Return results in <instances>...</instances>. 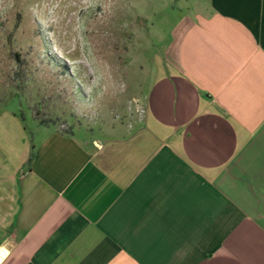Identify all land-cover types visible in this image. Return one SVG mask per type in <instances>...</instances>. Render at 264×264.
Instances as JSON below:
<instances>
[{
	"label": "crops",
	"instance_id": "1",
	"mask_svg": "<svg viewBox=\"0 0 264 264\" xmlns=\"http://www.w3.org/2000/svg\"><path fill=\"white\" fill-rule=\"evenodd\" d=\"M192 17L123 132L0 113V264H264V0Z\"/></svg>",
	"mask_w": 264,
	"mask_h": 264
},
{
	"label": "rangeland",
	"instance_id": "2",
	"mask_svg": "<svg viewBox=\"0 0 264 264\" xmlns=\"http://www.w3.org/2000/svg\"><path fill=\"white\" fill-rule=\"evenodd\" d=\"M202 9L203 0H0V113L21 115L29 132H123L143 113V68Z\"/></svg>",
	"mask_w": 264,
	"mask_h": 264
},
{
	"label": "built area",
	"instance_id": "3",
	"mask_svg": "<svg viewBox=\"0 0 264 264\" xmlns=\"http://www.w3.org/2000/svg\"><path fill=\"white\" fill-rule=\"evenodd\" d=\"M143 111V109L142 108H140V112L139 113H141Z\"/></svg>",
	"mask_w": 264,
	"mask_h": 264
},
{
	"label": "trees",
	"instance_id": "4",
	"mask_svg": "<svg viewBox=\"0 0 264 264\" xmlns=\"http://www.w3.org/2000/svg\"><path fill=\"white\" fill-rule=\"evenodd\" d=\"M41 124H43V123H41Z\"/></svg>",
	"mask_w": 264,
	"mask_h": 264
}]
</instances>
